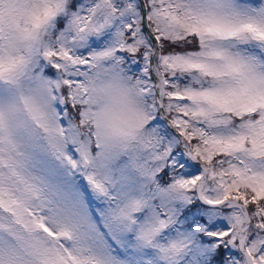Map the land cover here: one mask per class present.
<instances>
[{
    "label": "snow or ice",
    "instance_id": "snow-or-ice-1",
    "mask_svg": "<svg viewBox=\"0 0 264 264\" xmlns=\"http://www.w3.org/2000/svg\"><path fill=\"white\" fill-rule=\"evenodd\" d=\"M0 264H264V0H0Z\"/></svg>",
    "mask_w": 264,
    "mask_h": 264
}]
</instances>
